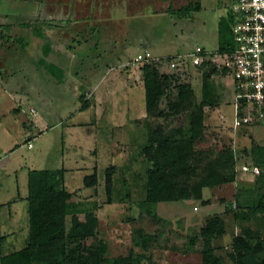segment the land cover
<instances>
[{
	"label": "rangeland",
	"instance_id": "1",
	"mask_svg": "<svg viewBox=\"0 0 264 264\" xmlns=\"http://www.w3.org/2000/svg\"><path fill=\"white\" fill-rule=\"evenodd\" d=\"M189 1L172 0L176 9ZM197 1L200 9L189 15L172 11L159 17L153 15L150 20L148 9H138L142 6L139 0H0V203H4L0 206V257L27 243L28 169L32 167L65 169V183L73 193L72 201L81 203V219H85L87 210L98 205L97 238L107 242L109 259L133 252L140 257L137 264H203L202 230L210 218L220 214L226 232L215 237L213 244L225 264H233L230 253L235 236L243 229L253 233L257 226L235 219L233 212L226 209L235 200L238 184L254 181V175L242 172L240 167L243 164L255 167L247 150L252 145L251 134L264 142V125L235 130L232 79L224 71L213 74L221 102L205 107V129L194 144L203 151H225L223 171L229 174L234 170L236 180L204 188L201 199L149 203L146 198L150 161L144 147L148 141V117L140 119L146 105L145 90L138 77L143 64L132 61L150 46L149 39L163 44L165 56L188 53L198 44L216 49L220 19L231 1ZM61 3L76 5L77 12L70 16L80 18L89 15L88 8L93 5L91 15L98 27H94L89 41L81 36L79 44L75 39L85 29L84 25H74L66 34L56 32L55 38L61 42L88 48V52L78 53L73 59L60 60L57 54L47 55V61L59 65L63 79L39 60L46 39L37 44L29 42L26 47L17 40L18 36L33 35L35 22L64 17L65 13L58 15ZM128 3L131 13L123 5ZM48 10L52 13L48 14ZM225 16L231 22L233 43V19ZM95 42L98 45L94 49L98 52L90 49ZM152 48L156 54L155 46ZM187 66V79L200 101L203 70L191 63ZM173 86L162 98V114L149 123L154 127L163 124L169 130L179 128L185 133L191 126L190 113L170 110L169 103L177 100L179 90ZM86 100L89 107L81 110ZM71 120L81 124L72 126ZM29 138L31 148L27 145ZM110 165H115L111 203L105 187L106 169ZM96 167L99 182L86 187L84 178ZM20 193L23 198L17 201ZM205 200L209 203H204ZM9 227L12 229L6 230ZM10 231H15L16 242L3 243L2 234ZM263 236L264 232L260 238H253V243Z\"/></svg>",
	"mask_w": 264,
	"mask_h": 264
},
{
	"label": "trees",
	"instance_id": "2",
	"mask_svg": "<svg viewBox=\"0 0 264 264\" xmlns=\"http://www.w3.org/2000/svg\"><path fill=\"white\" fill-rule=\"evenodd\" d=\"M199 1H190L182 6L178 14L187 15L200 9ZM173 11V8L171 9ZM11 29V27H10ZM219 49L230 50L232 43L231 22L222 17L219 23ZM35 34L44 37L39 26ZM23 47L27 46L24 36L17 39ZM47 56L50 44L43 47ZM42 57L43 66L58 78L63 79L59 65ZM176 55L162 57L160 60L147 61L141 67L145 87V105L148 127V141L144 149L150 161L147 170L146 198L149 203L201 199L206 187L221 185L236 180V172L224 173L223 164L227 160L225 151H203L195 147L194 141L205 129V107L216 106L221 102L213 74L226 73L211 60L206 59L196 65L203 70L202 97L198 101L195 90L187 79L185 70H169L170 60ZM178 87L177 100L169 103L175 113L189 112L191 126L182 133L180 129L169 130L165 125L153 126L149 120L161 115L160 104L167 90L173 85ZM89 107L86 100L81 110ZM145 122V121H144ZM249 125L243 126L248 127ZM252 145L247 153L251 164L261 168L252 183L238 184L235 200L227 207L235 219L256 224L255 232L243 229L232 245L230 256L233 264H264V142L257 141L253 134ZM232 155V154H231ZM248 160L246 162H249ZM115 165L106 169L105 187L108 202L113 200ZM99 182L98 168L84 178L86 187L96 186ZM73 193L65 183V169L29 170L28 226L29 234L25 246L3 254L0 264H137L140 260L135 253L109 259L106 257L107 242L97 238L99 217L94 209L85 212V219L79 217L80 204L72 201ZM204 203H209L205 200ZM71 225L68 226V216ZM226 227L220 214L209 219L202 230L204 236L203 264H225L224 258L214 247L213 239L223 235ZM251 232V233H250ZM255 233V234H254ZM91 238H94L89 242Z\"/></svg>",
	"mask_w": 264,
	"mask_h": 264
},
{
	"label": "built area",
	"instance_id": "3",
	"mask_svg": "<svg viewBox=\"0 0 264 264\" xmlns=\"http://www.w3.org/2000/svg\"><path fill=\"white\" fill-rule=\"evenodd\" d=\"M230 1L229 12L234 31L231 49L212 51L198 45L191 52L176 54L170 60L169 68L185 70L189 61L196 66L211 59L216 66L225 69L232 79L234 128L264 125V0ZM161 58L146 48L135 56L132 64H144ZM32 111L36 112L35 109ZM27 145L33 147L31 139H28ZM243 167L247 171L260 172L258 166Z\"/></svg>",
	"mask_w": 264,
	"mask_h": 264
},
{
	"label": "crops",
	"instance_id": "4",
	"mask_svg": "<svg viewBox=\"0 0 264 264\" xmlns=\"http://www.w3.org/2000/svg\"><path fill=\"white\" fill-rule=\"evenodd\" d=\"M140 1V4L142 6H140L138 9L142 10V9H148L149 12L151 13L149 19L152 20V16L153 15H156L157 17H159L160 15H167V14H172V8H173V12L174 13H177L175 11H178L179 9H176L173 5V2L172 0H139ZM192 1V0H190ZM189 1V2H190ZM193 1H197V0H193ZM188 2V3H189ZM187 3V4H188ZM60 6L58 7V15L59 14H63L65 13V16L64 17H61L58 21L56 20H53V19H47V20H42V21H39V22H35V24L33 25V29H32V33L33 35H30V33L28 34V38H26L27 40V44H37V42L40 40V39H46V41L43 43V46H42V50H43V56H40L39 57V60L44 57V45L46 43H49L50 44V50H49V54L48 56H51V55H56L57 54V57L58 59H73V58H76L77 57V54L78 53H86L88 52V48L86 50L84 49H81V48H76V46H74L73 44H67V42H61L59 39H56L55 38V35H56V32L59 31L61 34H66V32L69 31L70 28H72V26L74 25H77V24H81V26H85V29L84 30H81L79 33H80V36L79 38L75 39L76 40V43H82L80 37L83 36L85 37V40L86 41H89V37L92 36V33H93V29L94 27L95 28H98L96 25H97V22H95L93 20V16L91 15L92 12H94V8H93V5H90V7L88 8V11H89V15H87L86 17H74V16H70L72 12H77V6L76 5H72L70 3H67V6H66V3L65 5L63 3L59 4ZM125 5L128 10L130 11V13L132 12L131 11V8H129V3L128 4H123ZM96 6V5H95ZM113 7V6H112ZM111 7V8H112ZM149 7V8H147ZM137 10V9H136ZM135 11V10H134ZM52 12L50 10H48V14H51ZM167 13V14H166ZM189 15V14H187ZM225 15H229L230 16V12H229V9L227 10V13ZM223 15V17L225 16ZM66 16H68L70 19L69 20H66ZM51 18V17H50ZM53 18V17H52ZM73 19V20H72ZM97 21V20H96ZM114 21H111V23L113 24ZM36 26H39L40 29L43 30L45 36L44 37H39L35 34V28ZM219 34V32H218ZM89 35V36H88ZM23 36V35H22ZM20 37V36H18ZM25 37V36H24ZM72 36H69L68 38H71ZM87 38V39H86ZM150 38V37H149ZM18 39V38H17ZM30 40V41H29ZM84 40V39H83ZM160 40V39H159ZM30 42V43H29ZM149 44L150 46H147L146 48L147 49H150L153 52V48L152 46H155V51H156V54H154L156 57H166L165 56V51L163 50V44H159L160 41H156V40H152V39H149ZM98 45L97 42L94 43V46H91L90 49L94 52L95 49L94 47H96ZM198 45H201V44H198ZM197 45V46H198ZM203 46L205 49L207 50H212V51H217L219 50V39H218V47L216 49H209L207 48L206 46L204 45H201ZM145 48V49H146ZM194 50V49H193ZM191 50V51H193ZM162 51V52H161ZM190 51V52H191ZM95 52H98V51H95ZM92 53V52H91ZM181 53V52H180ZM178 54V53H176ZM176 54H173V55H176ZM48 56H45V58L47 59ZM169 56V55H168ZM190 62V61H189ZM188 62V64H190ZM195 66V65H194ZM140 73H138V77H139V82H140V85H143L144 87V81L142 80V77H141V69L139 71ZM144 90H145V87H144ZM233 95V93H232ZM233 97V96H232ZM146 110H145V113L142 117H140V119H145L144 117L146 116ZM81 123H78V122H75V121H72L71 120V125L72 126H75V125H78ZM256 126H263L261 124H254ZM82 126V125H80ZM239 128H242V127H239ZM239 128H235V130L239 129ZM89 133V132H88ZM90 133H94L93 131H90ZM30 139V138H29ZM245 165H250V164H243L242 166H245ZM240 167V170L242 172H245V173H250L252 175H257L259 173H254L253 171H247L244 169V167ZM259 167V166H258ZM251 168V167H249ZM260 168V167H259ZM32 167H29L28 169V174H29V170H31ZM34 169H37V168H34ZM237 171H239L238 169H236ZM261 170V168H260ZM237 175V174H236ZM237 178V176H236ZM232 182V181H231ZM28 196V195H27ZM20 198H23V196L21 195V193L19 194L18 197H16L15 199L18 201V199ZM14 199V201H15ZM1 205H4V203H0V206ZM28 211V210H27ZM29 219V217H28ZM29 227V226H28ZM12 228H6V230H10ZM7 234H10V235H7ZM15 236V231H10L9 233H4L2 234L1 236V241L3 243H8V244H14V242H16V237Z\"/></svg>",
	"mask_w": 264,
	"mask_h": 264
}]
</instances>
